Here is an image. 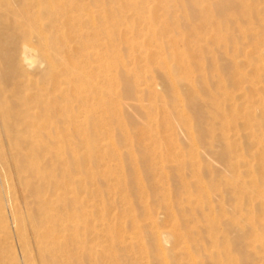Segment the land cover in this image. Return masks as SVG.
<instances>
[{
  "label": "rangeland",
  "instance_id": "1",
  "mask_svg": "<svg viewBox=\"0 0 264 264\" xmlns=\"http://www.w3.org/2000/svg\"><path fill=\"white\" fill-rule=\"evenodd\" d=\"M158 1L153 0L149 4L150 0L56 2V7L60 5L56 8L58 17L56 15L55 19L58 53L66 62L70 60L74 75L71 77L74 94L71 152L75 162L93 174L87 180L94 185L89 190L91 208L88 229L84 234L93 246L90 249L94 259H84L83 264H116L111 257H117L119 264H141L143 255L137 248L126 247L128 243L115 244L110 249L113 253L109 258L108 253H102L101 246L110 248L112 242L96 235L105 231L98 226L101 220L108 225L105 227L114 228L115 234L125 237L138 229L146 246L149 264H160L156 258L159 246L150 234L153 227L173 230L178 238L181 236L177 240L175 237L167 238L165 251L171 264L187 261L178 256L180 248L188 249L198 260L204 258V264H211L209 255L216 249H233L232 257L240 260L253 250L264 249V171L261 169L264 162V0H211L208 1L210 4L207 0H185L194 10L191 11L188 4L185 7V10H190H186L188 20L184 9L182 13V8H175V1ZM165 3L169 4L164 6ZM205 4L211 5L210 8L207 9ZM156 6L158 9L154 10ZM149 9L150 12L146 13ZM205 10L210 16L214 15L213 21L210 16L209 19L203 18ZM149 13L158 20L150 18ZM191 13L193 20L189 18ZM176 14L180 15L177 17ZM76 17L81 18L77 20ZM88 17L96 24L91 23ZM46 18L44 16V23L48 21ZM179 20L181 25H178ZM158 21L164 22L163 25ZM192 21L195 24H191ZM156 24L161 27L156 28L158 32L153 28ZM193 27L197 31H191ZM146 29L154 30V34H145ZM108 30L111 36H108ZM217 30L227 35L225 42L211 38L212 31L215 33ZM197 40L200 41L198 44ZM195 42L202 48L198 50ZM130 45L135 47L130 48ZM171 46L173 48L170 49ZM155 49L159 53H155ZM174 49L176 53L179 50L176 56L181 60L174 58L175 52L171 51ZM115 50L119 52L117 56ZM157 54L158 57L161 54L158 61L165 67L157 63ZM198 59L202 66L198 65ZM165 60L167 62H163ZM183 61L184 71L189 69L184 72L180 67L184 74L178 75V72L182 73L178 63L182 65ZM110 64L115 65L111 68H116H110L112 75L109 73L107 76ZM123 64L128 68L125 69ZM167 65V69L174 67L173 72L169 70L172 74L176 72L175 80L185 73L195 80L196 92L188 88L183 80L185 76L177 80L185 111L177 107L180 105L177 96L175 98L165 91ZM203 76H206L204 79L208 86L202 80ZM60 81L64 82V77ZM193 100L198 103L196 111ZM181 112L185 113L186 119L182 118ZM5 175L10 182L13 177L12 196L19 207L25 209L23 190L16 181L14 169L0 166V178ZM109 175L119 176L120 183L110 181ZM2 188L0 184V190ZM95 194L98 196L94 197ZM6 207L13 208L12 205ZM1 209L0 201V264H25L23 249L17 246L13 233L5 227ZM29 238L32 261L42 264L32 234Z\"/></svg>",
  "mask_w": 264,
  "mask_h": 264
},
{
  "label": "bare ground",
  "instance_id": "2",
  "mask_svg": "<svg viewBox=\"0 0 264 264\" xmlns=\"http://www.w3.org/2000/svg\"><path fill=\"white\" fill-rule=\"evenodd\" d=\"M151 1H153V0H150V2H148V4L151 3ZM160 1H162V0H159L158 2L160 3ZM173 1H175V3H173V4H175V8L176 7H179V9L182 8V9H180L181 11L184 9V16L188 20V16H187L188 14H187L186 10H189V8H190L191 11H194L191 9V7H189L190 6V4H188L189 1L188 2H186L185 0H173ZM201 1H198V2H201ZM208 1L211 2V0H207V2ZM56 2H57V0H0V166H3V167L4 166H11L14 169L16 181L18 182V185L23 190V200L25 201L24 202L25 203V206H24L25 209L22 210V208H20L19 205L14 201V198L12 196V194H13L12 188L15 185V184L13 185V183H12V180H14L12 176L10 179L11 182L9 181V179L6 175H5L6 177L0 178V184L3 187L0 190V201L2 203V209L1 210H3V220L6 222L5 227L10 230V233L11 232L13 233V237L16 239L17 246L20 247V249H23V258L25 260V264H35L32 261L33 259L31 256V248L32 247H31V242H30V238H29L31 234L34 238V241H35V244L37 247L38 256H39L42 264H83L84 259H87L88 261L94 259L93 258L94 254L92 253V251L90 249L93 246H90V243H89V241H87L85 234H84V231L88 229V222H89L88 217L90 216V208H91L89 205V200H88L89 199L88 197H91V193L89 190H90L91 185H94L93 183L89 184V181H87V180L93 174L91 175L87 171L83 170L81 168V166H82L81 163L75 162L76 160L74 159L73 154L71 152L70 135H71V125L73 122V112H74L72 110V98H73L72 96L74 94L72 95L73 89H72L71 77L74 75H72V67H71L70 60L68 59L69 63L66 62L63 58H60V53H58V50L60 48L57 47L58 41L56 39V33H57L58 28H57L55 19H56V15H57L56 8L60 7V5H58L56 7ZM204 2H206V0H204ZM209 2H208V4H210ZM64 3L65 2L62 1V4H64ZM102 3H103V1H102ZM62 4H61V7H63V9H64L65 6L64 5L62 6ZM168 4L165 3L164 6L165 5L167 6ZM187 4H188L189 8L185 10V7L187 6ZM194 4H196V3H194ZM212 4H213V2H212ZM234 4H235V6H238L237 5L238 3H234ZM124 5H126V4H124ZM152 5H154V4H152ZM73 6H71V7H73ZM104 6H103V8H104ZM142 6L145 7V5H142ZM142 6H140V7H142ZM164 6H163V8H164ZM205 6H206V4H205ZM205 6H204V8H205ZM210 6L211 5H209V7H208V5H207L206 8L208 9V8H210ZM226 6H227V4H226ZM198 7H200V6L198 5ZM73 8H75V7H73ZM154 8L156 9L157 6L153 7V9ZM233 8H234V5H233ZM196 9L198 10V8H196ZM109 10H111V9H109ZM150 10L151 9H149V11H147L146 13L150 12ZM190 10H189V12H190ZM125 11H127V10H125ZM140 11H141V9H140ZM174 11H176V13H178L177 12L178 10L174 9ZM203 11H204V9H203ZM65 12H67V11H65ZM200 12H201V10H200ZM60 13L62 15V12H60ZM81 13H84V12H81ZM151 13H149V14H151ZM179 13H180V11H179ZM182 13H183V11H182ZM205 13H206V15L203 18L209 19L210 15L208 14V11L205 10ZM100 14H103V12H101ZM170 14H172V13H170ZM203 14H204V12H203ZM213 14H214V12H213ZM134 15L137 16L136 13ZM140 15L142 16V14H140ZM153 15L151 14L150 18H156V16L151 17ZM177 15H180V14H176L175 16H177ZM190 15L192 16V13L189 14V18H190V20H193L190 17ZM44 16L48 17V18H46L48 20L46 23H44V21H45ZM63 16H59V17H63ZM78 16H79V14H78ZM57 17H58V15H57ZM72 17H70V18H72ZM213 17H214V15L210 16L212 21H213ZM80 18L81 17L77 18V20ZM88 18H89V21L91 23L94 22L93 21L94 19L92 20L90 17H88ZM104 18H107V17L105 16ZM148 18H149V16H148ZM96 19H98V18H96ZM139 19H141V18H139ZM179 19H181V17ZM229 19H231V18H229ZM148 20H150V19H148ZM157 20H156V22H157ZM187 20H185V21H187ZM73 21H75V20H73ZM106 21H109V19ZM153 21L154 20L152 19L151 22L154 25L155 22H153ZM162 21H161V23H160V21H158V22L161 25H163L162 23H164V22H162ZM176 21H177V19H176ZM166 22H167V20H166ZM206 22H207V20H206ZM81 23L82 22H80V24ZM192 23L195 24V22H193V21L191 22V24ZM201 23H203V22H200V24ZM93 24L95 25L96 23L94 22ZM148 24H150V23H148ZM213 24H214V22H213ZM94 25H91V26H94ZM105 25L107 26L108 24H105ZM129 25H131V24H129ZM157 25H159V24H156L155 27H153V28H155V30H157L156 29L157 27H160V25L159 26H157ZM178 25H181L180 20H179ZM81 26L82 25H80V27ZM112 26L115 27V25H113V24H112ZM198 26H200V25H198ZM73 27H75V26H73ZM76 27L80 28L79 26H76ZM100 27H101V24H100ZM95 28H97V27H95ZM127 28H130V27H127ZM131 28H133V27H131ZM147 28H150V27L148 26ZM162 28L164 29L167 27L162 26ZM194 28L195 27H193V29L191 31H197V30H194ZM105 29H107V28L105 27ZM146 30L147 31L145 34H147V32H150V31H148L149 29H146ZM168 30H169V28H168ZM218 30H220L219 26H218ZM78 31H80V30H78ZM81 31H82V29H81ZM153 31L150 33L152 34ZM213 31L211 34L212 39H215L218 41L223 40L224 42L226 41V40H224V38H227V35L224 32L222 33V31H218V32L213 33ZM108 32H109V30H108ZM111 32H114V31H111ZM157 32H158V30H157ZM195 33L196 32H194V35H195ZM61 34H63V33H61ZM68 34H70V33H68ZM79 34H83V32L79 33ZM111 34L112 33L108 34V36L109 35L111 36ZM177 36L179 37L181 35H177ZM196 37H197V34H196ZM67 38H68V36H67ZM157 38L162 39L159 36H157ZM157 38H155V39H157ZM199 38H202V40H204L203 37H199ZM63 39H64V37H63ZM71 39L72 38H70L69 40L71 41ZM151 39H153V38H151ZM186 41H188V40H186ZM199 42L200 41L197 40V44ZM110 43H112L111 40H110ZM129 43H131V41H129ZM156 43H159V42H156ZM99 44H100V42H99ZM194 44L196 45V42ZM200 44H202V43H200ZM133 45L132 46L130 45V48L131 47L134 48L135 46L133 47ZM105 46H107V45L105 44ZM197 47H198L197 48L198 50H199V48H202L201 45L200 46L198 45ZM171 48H173V46H171L170 49ZM192 48H190L191 50L189 49L191 51V53L193 52ZM159 49H161V47ZM197 49H196V51H197ZM146 50L148 51L149 49H146ZM161 50H158V51H160V53H162ZM182 50H186V49L183 48ZM103 51L104 50L102 49V52ZM105 51H106V49H105ZM109 51H111V50H109ZM147 51H146V53H147ZM171 51L175 52V49L171 50ZM176 51H177V49H176ZM178 51H177V53H178ZM200 51H204V50L200 49ZM115 52H118V51L115 50ZM115 52H113V53L115 54ZM150 52H152V51H150ZM156 52L157 51L155 49V53ZM180 52H181V50H180ZM186 52H187V50H186ZM186 52H185V54H186ZM109 53H111V52H109ZM152 53H154V51ZM157 53H159V52H157ZM177 53L175 52V56ZM188 53L189 52H187V54ZM118 54H119V52L116 54V56ZM195 54H197V53H195ZM83 55H84V53H83ZM144 55H146V54H144ZM84 56H87V55H84ZM156 56L158 57V54ZM159 56L160 57H158V58L156 57V59H157L156 61H157V63L160 62L161 65L158 63L160 66H164V65H162L163 63H161V61H158V60H160V58H162L161 54ZM175 56H174V58L180 57V56H176V57ZM66 58H70V57L66 56ZM108 58H109V56H108ZM183 58H185V56L182 57V59ZM192 58H191V60H192ZM196 58H195V60H196ZM164 59H166V58H164ZM199 59H200V56H199ZM199 59H198V65H199ZM105 61H107V59ZM193 61H194V58H193ZM163 62H167V61L165 60ZM101 63H103V62H101ZM118 63H119V61L116 64H118ZM201 63H200V65H201ZM106 64H108V63H106ZM121 64H122V62H121ZM178 65H179L178 69H180L179 71H181L182 70L181 68H183L182 66L183 65L185 66V62L183 61L182 65H181V63H178ZM111 66H115V65H111V64L108 65V67H107L108 73L106 72L107 76L109 75V73L111 74V72H109ZM123 66H124V64H123ZM100 67H101V65H100ZM167 67H168V65L166 66L165 70H168V71L164 72V75L166 76L165 81L167 82L165 85L166 86L165 91H167V93H169L171 96H173L175 98L177 96L178 103H180V105L177 104L178 105L177 107H180V108H182L181 109L182 111H185V104H184L183 97L179 96L180 90H178L179 83H177V80L178 79L182 80V78L185 76V78L183 80L186 82L188 88L196 92L197 86L195 84V80H194V78H191V76H186L187 73H185L184 76L182 75L183 77L175 80V77H176L175 73L176 72H174V74L171 73V71L173 72L172 69L174 67L168 68V69H167ZM104 68H105V65H104ZM113 68H116V67H113ZM113 68H111V69H113ZM117 68H119V66H117ZM124 68L126 69L128 67L124 66ZM160 68H162V67H160ZM186 68H187V66H186ZM32 69H34V72L31 71ZM59 69H62V71ZM188 69L189 68H187V70ZM200 69H201V67H200ZM159 70H161V69H159ZM162 70H164V69H162ZM187 70L184 71V68H183L184 72H187ZM201 70L204 71V69H201ZM112 72H113V70H112ZM184 72H182V73L178 72V75L184 74ZM135 73H136V71H135ZM78 74L82 75V73H80V72H78ZM104 74H105V71H104ZM189 75H191V74H189ZM134 76H137V75H134ZM173 76H175V77H173ZM61 77L62 78L64 77V82L60 81ZM75 77H77V76H75ZM84 77H85V75H84ZM84 77H83V79H85ZM114 77L115 76H112V78L115 80ZM205 77L204 76L202 77L203 81H205V79H204ZM86 78H87V76H86ZM139 78L140 77H138V79ZM89 80L91 81V79H89ZM89 80H88V82H89ZM180 80H179V82H180ZM108 81H110V80H108ZM76 82H78V81H76ZM91 83H93V81ZM112 83L113 84H111V85H114V82H112ZM205 83H206V81H205ZM181 84H183V82ZM93 85H95V83ZM205 85L208 86L207 83ZM142 86H143V84H142ZM144 86L142 88H144ZM146 86H147V84H146ZM81 87H83V86H81ZM138 87L141 88L140 85H138ZM151 87L154 88L153 85ZM99 88H102V87H99ZM152 88H150V89H152ZM150 89H149V91H150ZM154 89H157V86ZM76 90H77V88H76ZM97 92H99V91H97ZM107 93H108V91H107ZM109 95H110V93H109ZM100 98H102V97H100ZM92 101H94V100H92ZM198 101H199V99H198ZM192 105L194 106V109L196 111V108H197L196 106L198 105V103L195 100H193ZM103 110H107V109H103ZM181 116H182V118H185V119L187 117V116L185 117V113H182ZM196 116H199V115H196ZM79 133H81V132H79ZM112 145L114 146V144H112ZM114 148H115V146H114ZM261 169L264 171V162L261 165ZM104 174L105 175L109 174V172L104 173ZM109 176L111 177L110 181H115L117 183H120L119 176H114V177L112 175H109ZM97 180H99V179H97ZM96 196H98V194L94 195V197H96ZM11 205L13 207L12 209L11 208L9 209L6 207V206L9 207ZM6 209L8 212L6 211ZM175 221H177L176 218H175ZM152 222L154 225L155 222L154 221H152ZM108 224H110V223H108ZM98 226L102 229L105 228V231L102 230L101 233H96V235L98 237H101V238L106 237L107 239H109L112 242V245L110 248L105 247V246H101L102 247V253H104V252L108 253V255H107L108 258L111 257V254L113 252L112 251L110 252V249H113L115 244L119 245V244H123V243H126V244L128 243L126 245V247L137 248L138 252H140L143 255V256H141V258H142L141 264H149V260H148L149 256L146 253V251H147L146 246H145V243L141 237L140 232H138V229L134 233H132L131 235L125 237L122 234L121 235L115 234L116 231L114 228L105 227L108 225H106L105 221H103V220L100 221ZM137 228H138V225H137ZM150 234L159 246L156 258L159 260L160 264H171L168 261V255L166 254V251H165V244H166L167 238L175 237V239L177 240L181 236H179V238H178V236H176V234L173 230H162V229L156 228V227L152 228ZM177 252H178V256L182 257V259L187 260L185 263L180 262L177 264H204V262H203L204 258H201L202 260H198L197 257L192 254L191 251H188V249L180 248V249H178ZM233 253H234L233 249H222V250L216 249L215 251L211 252L208 260L211 264H242L241 263L242 261H243V264H264V249L253 250V252L248 253L247 256L244 255V257L241 260L239 258L232 257ZM149 255H150V252H149ZM214 256H216V257H214ZM98 258H100V257H98ZM206 258H207V256H206ZM104 260H106V259H104ZM111 260L113 261V263L119 264L118 263L119 260L117 257L116 258L111 257ZM143 260H147V261H143ZM94 261H97V259H95Z\"/></svg>",
  "mask_w": 264,
  "mask_h": 264
}]
</instances>
